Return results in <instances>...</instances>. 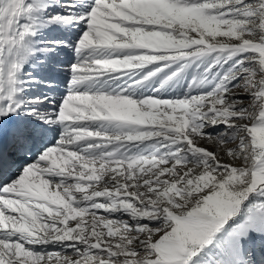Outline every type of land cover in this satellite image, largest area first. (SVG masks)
Returning a JSON list of instances; mask_svg holds the SVG:
<instances>
[{"label": "snow or ice", "instance_id": "obj_1", "mask_svg": "<svg viewBox=\"0 0 264 264\" xmlns=\"http://www.w3.org/2000/svg\"><path fill=\"white\" fill-rule=\"evenodd\" d=\"M0 264H264V0H0Z\"/></svg>", "mask_w": 264, "mask_h": 264}]
</instances>
